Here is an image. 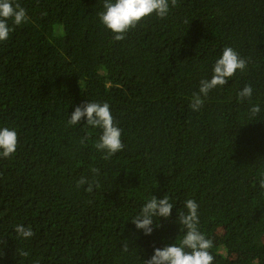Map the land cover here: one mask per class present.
<instances>
[{"label":"trees","instance_id":"trees-1","mask_svg":"<svg viewBox=\"0 0 264 264\" xmlns=\"http://www.w3.org/2000/svg\"><path fill=\"white\" fill-rule=\"evenodd\" d=\"M104 2L12 0L28 19L9 20L0 42V128L18 135L0 159V264H143L179 244L187 199L213 264H264V0H177L122 41L100 21ZM225 47L247 68L193 111ZM87 102L108 103L121 129L124 148L108 160L94 147L100 129L68 124ZM92 168L99 187L88 193L76 184ZM165 195L170 218L144 235L131 220ZM17 225L34 235L19 237Z\"/></svg>","mask_w":264,"mask_h":264},{"label":"clouds","instance_id":"clouds-1","mask_svg":"<svg viewBox=\"0 0 264 264\" xmlns=\"http://www.w3.org/2000/svg\"><path fill=\"white\" fill-rule=\"evenodd\" d=\"M171 7L177 6V0H105V11L99 14L102 25L113 33L115 41H122L127 33L136 28L142 21L155 15L164 19L168 16ZM28 17L24 8L19 4L13 6L12 0H0V42H5L9 38L11 28L8 21L11 20L15 26H20L27 21ZM247 60L241 58L232 47H225L222 55L216 60L212 76L210 79L200 81L199 91L193 93L190 107L193 111H199L204 104L210 91L220 87L223 88L227 82L237 73L244 72L247 68ZM253 93L251 85H246L237 93L238 98L243 101L250 99ZM250 114L255 117L261 112L259 105L250 108ZM86 121L87 126L100 129L101 135L94 147L104 153L103 159L108 160L121 152L124 144L121 140V129L116 125L108 103L87 102L77 106L68 119L71 126ZM87 137L81 139L84 143ZM18 135L14 129L8 127L0 128V159L11 158L17 150ZM93 180L81 177L76 184L77 188L87 185L86 191L92 193L94 188L99 187L95 176L99 175V169L92 168ZM259 188L264 190V178L259 180ZM173 204L169 202L167 195L163 199L152 196L141 207L137 216L131 223L137 230H142L144 235H151L153 225L158 218L169 219L172 213ZM199 205L193 199L184 202V210H178L179 217L177 223L180 231H184V236L179 244H171L164 248H155L150 259L142 261L143 264H213L214 257L210 253L213 242L207 239L199 230ZM159 227L158 223H155ZM15 232L24 239L31 238L34 233L31 227L17 225ZM127 251V246L124 247ZM27 256V252L20 253ZM2 256V255H0Z\"/></svg>","mask_w":264,"mask_h":264}]
</instances>
